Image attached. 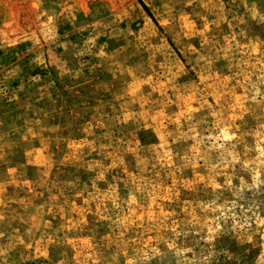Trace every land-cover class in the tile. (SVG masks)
<instances>
[{
    "label": "rangeland",
    "instance_id": "obj_1",
    "mask_svg": "<svg viewBox=\"0 0 264 264\" xmlns=\"http://www.w3.org/2000/svg\"><path fill=\"white\" fill-rule=\"evenodd\" d=\"M0 264H264V0H0Z\"/></svg>",
    "mask_w": 264,
    "mask_h": 264
}]
</instances>
